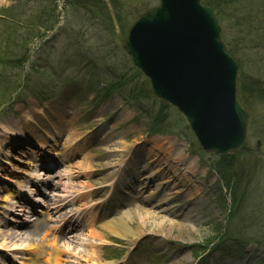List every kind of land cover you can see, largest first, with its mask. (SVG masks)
<instances>
[{"label": "rangeland", "instance_id": "374dc122", "mask_svg": "<svg viewBox=\"0 0 264 264\" xmlns=\"http://www.w3.org/2000/svg\"><path fill=\"white\" fill-rule=\"evenodd\" d=\"M104 1L106 8L100 11L87 0H0V232L23 233L9 216L42 223L48 229L44 237L50 240L53 229L59 245L69 251L63 264H122L127 252L144 264H170L176 258L183 264H264L262 245L226 239L230 226L241 230L239 237L264 244V12L251 11L253 0H223L228 17L220 21L223 40L242 67L249 106L248 145L254 148L260 140L258 150L224 162L223 169L232 168L233 191L225 176L218 181V173L207 166L215 165L217 155L200 151L189 133L181 138L150 131L158 99L127 94L134 83L143 90L147 85L124 52L122 39L128 25L158 0ZM251 13L256 22L248 20ZM23 54L22 68H14L12 59ZM110 82H119V91L109 87L104 97ZM53 124L59 133L50 132V137L44 129ZM104 139H111L109 147ZM113 141L126 143L129 152L139 150L143 164L151 157L148 167L159 170L158 177L172 179L166 185L177 191L176 209L184 204L180 212L192 210L193 216L168 230L167 237L144 235L130 245L128 238L101 226L97 205L122 214L139 199L107 186L110 195L101 202L97 178L99 169H106L108 151L116 147ZM173 143L183 144L185 154L196 158L197 171L166 154ZM15 209L19 216L12 214ZM68 217L78 224L65 229L63 238L56 230ZM135 220L128 221L131 228ZM23 237L0 239V264H27L26 246L38 242V236L27 237L29 243ZM214 246L217 253L207 250ZM87 249L97 251L98 261L87 258Z\"/></svg>", "mask_w": 264, "mask_h": 264}, {"label": "water", "instance_id": "95a60500", "mask_svg": "<svg viewBox=\"0 0 264 264\" xmlns=\"http://www.w3.org/2000/svg\"><path fill=\"white\" fill-rule=\"evenodd\" d=\"M220 32L201 0H158L130 24L122 46L152 93L183 114L205 152L240 153L250 150L248 112L239 65Z\"/></svg>", "mask_w": 264, "mask_h": 264}, {"label": "bare ground", "instance_id": "6f19581e", "mask_svg": "<svg viewBox=\"0 0 264 264\" xmlns=\"http://www.w3.org/2000/svg\"><path fill=\"white\" fill-rule=\"evenodd\" d=\"M38 117L45 122L48 119L39 114ZM58 121H60V119ZM28 122L29 120H27V124ZM44 130L48 131L50 137H52V133L55 135L59 133L54 124ZM110 140L111 139L105 140V146L109 147L108 142H110ZM111 146L116 147L114 150L108 151L106 161L103 162L106 165V169H99L100 171L97 178V183L100 184L102 195L106 191L107 186L114 190L121 188L125 195H138L140 202H138L135 208L128 207L124 209L122 214L110 212L108 207H102L100 219L101 226L104 229L118 237L128 238L131 245L137 238L144 235H158L161 240L168 236V230L169 233H171L172 229L181 227L184 225L183 223L185 220L187 221L189 220L188 218L193 216L192 210L186 209V211L180 212L184 204L179 205V208L176 209V201L174 200L173 194L175 192L177 193V191H173L172 188H168L166 185L167 182H169V180L172 181V179H170L167 174L160 178L157 176L159 170H155L153 167H148L147 162H149V159L152 160L151 157H147L143 154L146 156L145 160L147 161L143 164L138 161L139 154H137V151L139 150L129 152L126 143H117L115 141L112 142ZM184 148L185 146L181 143L178 145L173 143L171 150H168L166 154H171L173 159L176 160L175 162L183 164L185 169L192 172L197 171L196 158L187 156L184 152ZM2 162L5 161L2 160ZM91 165L92 161L89 160L88 167ZM135 182H137V185ZM108 194L109 193L107 192L103 195L104 197L101 199V202L106 200ZM173 214H175L174 216H180V220L174 218L172 216ZM134 218L136 219L135 225L131 228L128 221L133 220ZM68 221V218L65 219L63 224ZM45 232L46 228L42 223L33 222L28 224L27 228H24L22 234H25L26 238H23L26 241H28L27 237L34 238V236H38V242H27L29 244L26 246L27 255L25 256V263L63 264V256L69 257V251L59 245L60 241L58 239H46L44 237ZM22 234L15 235L13 233L2 231L0 232V239L16 238ZM87 258L98 261L97 251L95 249H87ZM181 259L182 258H176L171 261L170 264H183ZM122 264L144 263L136 260V257L129 253L124 256Z\"/></svg>", "mask_w": 264, "mask_h": 264}, {"label": "trees", "instance_id": "16d2710c", "mask_svg": "<svg viewBox=\"0 0 264 264\" xmlns=\"http://www.w3.org/2000/svg\"><path fill=\"white\" fill-rule=\"evenodd\" d=\"M109 1L111 2L112 0H109ZM87 2H91L93 9L94 8L96 10L100 9V11L105 10L106 5H107L104 0H87ZM203 3L206 5H209L213 8V10L215 11L219 21L228 20V17L223 14V12H225V9L223 8V3H224L223 0H203ZM250 5H251V11L255 10V11L260 12V13L264 12V0H253L250 3ZM251 16L254 17L255 14L251 13L250 16L248 17V20H251V23H252V21L256 22V21H254L253 18H251ZM260 29H262V28H260ZM262 32H264V28H263ZM224 33H225L224 32V26L222 25V37H225ZM228 51H229V53H231V51L229 50V47H228ZM17 58H18V60L12 59V63L15 64L14 68L21 69L22 64L25 62L26 54H23L22 58H19V57H17ZM237 61H238V59H237ZM18 62H20V63H18ZM239 64H240V62H239ZM136 73L138 74L139 72H136ZM0 74H3V73L0 72ZM0 77L2 78V75ZM125 79H128V77H126ZM242 82H244V81L242 80V74H241L240 75V94H241L243 102L247 104V99L246 98L244 99L243 83ZM145 89L146 90H143L141 88V86L135 85L132 88V91L134 92V97L139 98L141 100L142 99L147 100V99H149V97L153 98V96L150 93L148 86L145 87ZM159 102H160L159 110L152 116L154 119L151 121V126H150L151 130L156 132V133L172 134V135H176V136L181 137V138H185L186 134L189 133V136L193 139V137L189 131L188 126L186 124L183 125L184 121L181 122L182 116L179 113H177L176 111L174 112V114L169 115L168 112L171 113L170 111H168L169 105L162 102V101H159ZM191 149L193 150V148H191ZM235 156H237V155L228 154V155H224V156H219L217 158V161L215 162V165L213 164V168H214L215 172L218 173L217 176L219 178V181L222 180L224 176L226 177L225 184L226 183L229 184L230 183L229 179L231 180L234 177V175L232 173H230L232 171V168H230V167H227V169L224 168L227 171V176L225 175L226 172L223 169V166H225L224 162H226V161L233 162ZM227 178H228V180H227ZM227 184H226V187H227V189H229L228 187H230V186ZM230 185H231L230 189L233 191H236V186L232 185L231 183H230ZM233 194H234V192H233ZM229 197H231V196L229 195ZM230 204H231L230 207H232L233 199L230 200Z\"/></svg>", "mask_w": 264, "mask_h": 264}]
</instances>
